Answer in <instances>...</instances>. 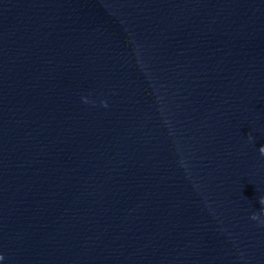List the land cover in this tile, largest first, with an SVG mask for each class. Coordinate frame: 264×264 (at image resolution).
Wrapping results in <instances>:
<instances>
[{
	"label": "clouds",
	"instance_id": "clouds-1",
	"mask_svg": "<svg viewBox=\"0 0 264 264\" xmlns=\"http://www.w3.org/2000/svg\"><path fill=\"white\" fill-rule=\"evenodd\" d=\"M260 152H261L262 154H264V147H261V148H260ZM260 203H261L262 205H264V197H261V198H260ZM261 211L264 212V208H262ZM252 219H256V214H255V213H253V215H252Z\"/></svg>",
	"mask_w": 264,
	"mask_h": 264
}]
</instances>
